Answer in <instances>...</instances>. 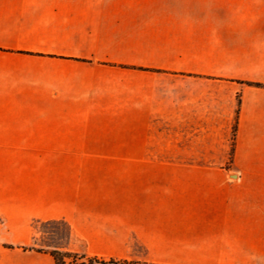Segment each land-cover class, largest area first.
<instances>
[{"label":"crops","instance_id":"1","mask_svg":"<svg viewBox=\"0 0 264 264\" xmlns=\"http://www.w3.org/2000/svg\"><path fill=\"white\" fill-rule=\"evenodd\" d=\"M72 153L174 156L57 177ZM53 219L93 255L264 264V0H0V264H54L21 248Z\"/></svg>","mask_w":264,"mask_h":264},{"label":"rangeland","instance_id":"2","mask_svg":"<svg viewBox=\"0 0 264 264\" xmlns=\"http://www.w3.org/2000/svg\"><path fill=\"white\" fill-rule=\"evenodd\" d=\"M235 125L233 127V133ZM234 139V135L232 137ZM43 154H41L42 156ZM56 163V176L65 167L69 166L71 180H162L166 170L161 169L163 161L171 159L174 154L167 153H72L50 154ZM135 162V163H134ZM146 162V163H143ZM67 172V168L64 170ZM67 174V173H66ZM56 230L62 239L58 242L65 243V226H42L37 221L33 224V237H37L38 244L41 239L48 237L45 232ZM20 235V234H16ZM69 248L74 251H85L83 242L74 238ZM145 249L139 243L133 248L129 259L145 260Z\"/></svg>","mask_w":264,"mask_h":264},{"label":"trees","instance_id":"3","mask_svg":"<svg viewBox=\"0 0 264 264\" xmlns=\"http://www.w3.org/2000/svg\"><path fill=\"white\" fill-rule=\"evenodd\" d=\"M249 86L261 87V84L253 82H243ZM236 131V126H235ZM42 226H65V243L64 245L58 242L61 238L59 232L56 230L45 232L48 237L42 238L41 243L38 244V238L33 237V244L30 246H22L24 250L36 251L47 254L54 260V264H158L147 260H135L129 258L119 257H105L100 255H93L86 251H74L69 248V245L74 239L71 225L65 219H53L48 221H37ZM58 240V241H57Z\"/></svg>","mask_w":264,"mask_h":264}]
</instances>
